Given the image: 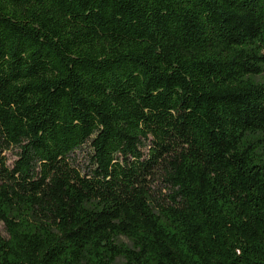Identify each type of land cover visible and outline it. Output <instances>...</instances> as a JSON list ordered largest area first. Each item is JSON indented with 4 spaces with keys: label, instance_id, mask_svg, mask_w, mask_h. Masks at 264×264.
<instances>
[{
    "label": "trees",
    "instance_id": "obj_1",
    "mask_svg": "<svg viewBox=\"0 0 264 264\" xmlns=\"http://www.w3.org/2000/svg\"><path fill=\"white\" fill-rule=\"evenodd\" d=\"M0 223V264H264V0H0Z\"/></svg>",
    "mask_w": 264,
    "mask_h": 264
},
{
    "label": "rangeland",
    "instance_id": "obj_2",
    "mask_svg": "<svg viewBox=\"0 0 264 264\" xmlns=\"http://www.w3.org/2000/svg\"><path fill=\"white\" fill-rule=\"evenodd\" d=\"M5 154L8 159V164L12 163V161L15 159L14 153L9 151V152H6ZM72 158H73L74 166L78 167L81 170H84V167L88 163V148L85 146L82 149L77 150L72 155ZM0 234L2 236H6L4 226L1 223H0ZM117 239H118V242L124 243L128 246L130 245V242L128 241V239H126L123 236H119Z\"/></svg>",
    "mask_w": 264,
    "mask_h": 264
}]
</instances>
